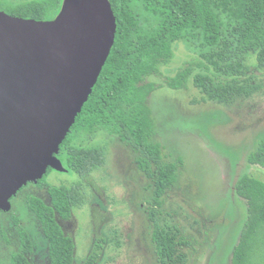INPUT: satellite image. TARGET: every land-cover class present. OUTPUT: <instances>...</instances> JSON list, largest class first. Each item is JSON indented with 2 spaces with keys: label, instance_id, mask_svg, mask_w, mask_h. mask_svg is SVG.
<instances>
[{
  "label": "trees",
  "instance_id": "trees-1",
  "mask_svg": "<svg viewBox=\"0 0 264 264\" xmlns=\"http://www.w3.org/2000/svg\"><path fill=\"white\" fill-rule=\"evenodd\" d=\"M115 20L114 43L87 102L76 116L56 155L66 171L79 178L100 169L104 148L76 143L82 136L104 132L124 142L137 154L136 164L152 182L148 219L158 264H185L182 250L188 242L173 225L160 226L162 198L177 181L181 159L162 162L161 146L152 141L155 120L148 105L155 91L152 81L173 57L174 45L183 41L200 62L177 69L165 85L182 90L188 81L208 101L231 106L250 98L257 87L245 74L254 59L264 69V0H109ZM62 0H0L5 13L34 20H51ZM202 70V71H199ZM212 71V75L209 74ZM224 78L223 83L221 79ZM248 166L264 169V137L246 157ZM38 181L41 186L48 173ZM74 188L48 186L50 205L27 197L25 206L39 222L47 242V264H74L73 240L66 236L56 216L67 221L81 200ZM234 193L245 201L247 219L232 251L231 264H264V182L242 174ZM19 250L8 264H32V242L18 229ZM91 262V261H89Z\"/></svg>",
  "mask_w": 264,
  "mask_h": 264
},
{
  "label": "rangeland",
  "instance_id": "rangeland-1",
  "mask_svg": "<svg viewBox=\"0 0 264 264\" xmlns=\"http://www.w3.org/2000/svg\"><path fill=\"white\" fill-rule=\"evenodd\" d=\"M199 62L195 51L179 41L170 63L152 79L156 84L148 98L155 120L152 141L161 146L163 163L182 161L176 183L162 198L158 223L175 226L188 242L182 250L185 264H231L247 219L246 203L234 193L236 180L246 174L264 182V169L246 164V157L264 137V69L248 60L246 79L258 89L231 106L206 100L190 80L178 91L165 85V78L177 69L196 68ZM209 74L214 76L212 71ZM76 143L102 146L103 166L83 178L70 171H50L41 186L23 187L10 200V210L0 213V264H8L19 250L20 228L31 238L29 261L48 263L47 242L25 200L31 196L50 205L48 186L78 184L81 200L70 219L56 216L64 234L73 240L74 264H158L148 219L153 186L138 169L137 154L104 132L94 138L79 137Z\"/></svg>",
  "mask_w": 264,
  "mask_h": 264
},
{
  "label": "water",
  "instance_id": "water-1",
  "mask_svg": "<svg viewBox=\"0 0 264 264\" xmlns=\"http://www.w3.org/2000/svg\"><path fill=\"white\" fill-rule=\"evenodd\" d=\"M109 0H62L51 20L0 10V212L47 169L66 172L59 146L114 43Z\"/></svg>",
  "mask_w": 264,
  "mask_h": 264
},
{
  "label": "flooded vegetation",
  "instance_id": "flooded-vegetation-1",
  "mask_svg": "<svg viewBox=\"0 0 264 264\" xmlns=\"http://www.w3.org/2000/svg\"><path fill=\"white\" fill-rule=\"evenodd\" d=\"M28 184H34V183H28ZM36 184H38V182H37ZM42 186H44V185H42ZM24 187H25V186H24ZM40 188H41V187H37V189H40ZM43 188H44V187H43ZM20 190H21V189H20ZM0 213H1V212H0ZM13 231H14V227H13ZM14 232H15V231H14ZM9 236H10V235H9ZM10 238H11V236H10ZM12 238L15 239V238H14V235H12ZM12 238H11V239H12ZM9 243H10V242H9ZM9 243H8V244H9Z\"/></svg>",
  "mask_w": 264,
  "mask_h": 264
}]
</instances>
